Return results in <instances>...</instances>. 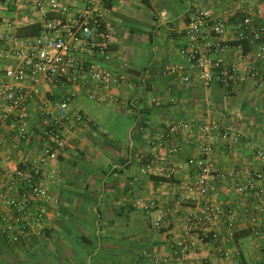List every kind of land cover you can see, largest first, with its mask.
Returning <instances> with one entry per match:
<instances>
[{
    "label": "crops",
    "instance_id": "1",
    "mask_svg": "<svg viewBox=\"0 0 264 264\" xmlns=\"http://www.w3.org/2000/svg\"><path fill=\"white\" fill-rule=\"evenodd\" d=\"M37 1L0 8V37H10L14 45L24 37L19 34L22 28L40 25V34L47 20L66 18L62 10L39 9ZM85 1L59 0L71 15L81 11ZM192 1L99 4L103 33L109 35L113 52L109 66L124 76L123 81L101 92L100 99L91 98L85 87L40 84L25 110V123L34 137L21 138L12 121L0 126V173L6 174L43 155L48 147L43 131L56 114L55 105L68 92H76L67 146L50 163L49 188L56 204L38 223L32 215L40 202L28 209L31 215L26 217L0 201V264H157L151 255L171 254L188 229L207 233L196 253L211 264H264V212L257 210L251 220V196L234 188L246 184L261 165L257 151L264 150V71L236 90L221 79L208 87L186 88L174 76H162V67L181 62L178 48L183 41L175 26L188 20ZM216 1L217 10L235 9L241 2L261 8L253 18L264 27V0ZM245 13L240 10L236 20ZM226 38L236 43L232 28ZM16 64L14 57L0 56V80L3 70ZM198 117L218 121L252 142L247 147L218 139L213 155L215 169L225 178L214 182L215 190L206 201L231 208L232 224L222 221L209 227L198 214L201 202L185 190L196 169L189 160L199 157L200 143L188 131L176 130V124ZM119 128L129 134L128 143L117 139ZM152 158L169 159L176 168L174 176L166 170L143 174L144 164ZM5 183L1 178L0 190ZM255 185L264 188V177ZM161 210L170 225L157 230L154 224ZM190 214L197 217L192 223L187 222ZM8 224L15 231H6ZM18 233L14 242L12 236Z\"/></svg>",
    "mask_w": 264,
    "mask_h": 264
},
{
    "label": "built area",
    "instance_id": "2",
    "mask_svg": "<svg viewBox=\"0 0 264 264\" xmlns=\"http://www.w3.org/2000/svg\"><path fill=\"white\" fill-rule=\"evenodd\" d=\"M109 1L86 0L82 10L71 15L69 9L61 7L59 0H38L36 6L39 9L48 6L51 10H62L66 18L47 20L40 34L18 38L14 45L10 43V37H0V56H12L17 61L15 66L3 70V79L0 80V126L12 121L21 138L30 140L34 137L35 132L27 129L25 110L33 96L39 93L37 87L40 84L85 87L90 97L97 99L101 92L110 91L123 81L124 76L109 66L113 52L109 47V35L103 33L99 4ZM22 3L23 0H0V8L9 5L20 7ZM217 9L216 0L192 1L188 20L183 26H175V33L183 41L178 48L181 62L162 67V76H174L178 84L186 88L208 87L216 79H221L235 90L261 77L264 71V27L255 22L253 15L261 14L262 9L242 2L235 9ZM243 9L246 10L245 16L236 20L238 12ZM230 28L235 44L226 38ZM75 96V91L68 92L55 105L56 114H51L43 131L48 144L43 155L23 162L6 174L0 173V183L1 178L6 181L0 190V201L13 212H24L26 217L31 215L28 209L40 202L32 215L38 223L56 204L49 188V182L53 181L50 163L57 161L59 153L67 146L70 107ZM77 118L84 120L80 114ZM176 126V130L188 131L199 139L200 155L189 160V164L196 166L194 177L185 187L192 200L201 202L198 214L209 227L222 221L234 223L235 213L231 208L223 209L206 201L215 190L214 182L225 178L215 169L213 155L218 139L230 144L243 142L247 147L252 146V142L244 140L240 132L206 117L181 121ZM257 157L261 161L260 168L250 175L246 184L234 186L238 193L251 196L252 210L248 212L251 220L255 219L257 210L264 212V188L255 185V181L264 177V150H258ZM175 169L169 159L152 158L144 164L142 173L166 170L172 177ZM196 219L194 214H190L187 222L192 223ZM154 225L157 230L170 225L164 210L158 213ZM261 227L264 230V223ZM6 231L11 233L15 229L8 224ZM206 237L204 231L188 229L171 254L150 255L157 264H211L196 253ZM12 239L18 241L19 233ZM225 259H229L228 256Z\"/></svg>",
    "mask_w": 264,
    "mask_h": 264
},
{
    "label": "trees",
    "instance_id": "3",
    "mask_svg": "<svg viewBox=\"0 0 264 264\" xmlns=\"http://www.w3.org/2000/svg\"><path fill=\"white\" fill-rule=\"evenodd\" d=\"M39 32H40V25H33L26 28H22L19 31V34L24 37H33L38 35Z\"/></svg>",
    "mask_w": 264,
    "mask_h": 264
},
{
    "label": "rangeland",
    "instance_id": "4",
    "mask_svg": "<svg viewBox=\"0 0 264 264\" xmlns=\"http://www.w3.org/2000/svg\"><path fill=\"white\" fill-rule=\"evenodd\" d=\"M118 125L120 126L121 123L119 122ZM118 131H119L120 133H117V134H118V136H116L117 139H118V140H121V141H123V142H125V143H128V142H129V140H128V138H129V134H128L127 132H124V130H122V128H119ZM119 135H121V136H119Z\"/></svg>",
    "mask_w": 264,
    "mask_h": 264
}]
</instances>
